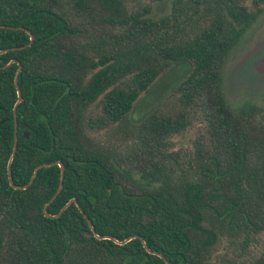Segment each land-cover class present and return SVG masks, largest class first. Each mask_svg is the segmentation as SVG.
<instances>
[{
	"label": "trees",
	"instance_id": "1",
	"mask_svg": "<svg viewBox=\"0 0 264 264\" xmlns=\"http://www.w3.org/2000/svg\"><path fill=\"white\" fill-rule=\"evenodd\" d=\"M153 1L0 0V264H264V105L223 89L264 0Z\"/></svg>",
	"mask_w": 264,
	"mask_h": 264
},
{
	"label": "rangeland",
	"instance_id": "2",
	"mask_svg": "<svg viewBox=\"0 0 264 264\" xmlns=\"http://www.w3.org/2000/svg\"><path fill=\"white\" fill-rule=\"evenodd\" d=\"M171 2L172 0L153 1L150 15L165 14ZM186 68L184 62H174L171 69L135 103L130 119L135 123L150 111L169 91L171 85L183 75ZM223 89L232 106H238L245 101L264 105V9L231 51L224 67ZM192 134L193 130H189L176 136V146L187 145Z\"/></svg>",
	"mask_w": 264,
	"mask_h": 264
},
{
	"label": "water",
	"instance_id": "3",
	"mask_svg": "<svg viewBox=\"0 0 264 264\" xmlns=\"http://www.w3.org/2000/svg\"><path fill=\"white\" fill-rule=\"evenodd\" d=\"M32 40H33V36L32 35H30V42H29V44L32 42ZM19 64V66H18V69H17V72H16V74H15V83H16V80H17V76H18V73H19V71H20V68H21V65H20V63H18ZM16 87H17V85H16ZM17 94H18V100L16 101V103H15V105H14V107H13V112H14V116H15V112H16V106H17V104L22 100V96H21V93H20V89L17 87ZM15 149H16V136L14 137V145H13V151H12V155L14 154V152H15ZM9 163H10V160H9ZM53 163H57L58 165H59V167H60V172H61V179H60V185H59V187H58V189H57V191H56V193L54 194V196L52 197V198H54L55 196H56V194L59 192V190H60V188H61V184H62V178H63V171H64V166H63V164L60 162V161H57V162H53ZM53 163H43V164H41V165H39L38 167H42V166H47V165H49V164H53ZM9 166V165H8ZM35 173V172H34ZM72 202H74V203H76V200L75 199H70L61 209H60V211L58 212V214L68 205V204H70V203H72ZM77 204V203H76ZM44 210H45V208H44ZM45 214L47 215V216H55V215H51V214H49V213H46L45 212ZM58 214H56V215H58ZM97 237H99V238H112V237H110V236H98L97 235ZM132 237L130 236V237H128V238H126V239H124V240H116V239H114L115 240V242H117V243H120V244H122V243H125V242H127L128 240H130ZM143 243H144V241H143ZM144 246H145V243H144ZM154 253H156V252H154Z\"/></svg>",
	"mask_w": 264,
	"mask_h": 264
}]
</instances>
